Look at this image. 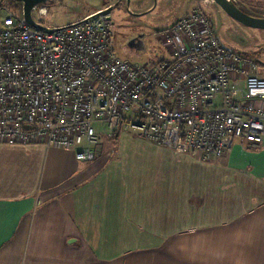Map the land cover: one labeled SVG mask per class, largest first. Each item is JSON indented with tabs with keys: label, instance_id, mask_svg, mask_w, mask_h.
Listing matches in <instances>:
<instances>
[{
	"label": "crops",
	"instance_id": "0c3cea01",
	"mask_svg": "<svg viewBox=\"0 0 264 264\" xmlns=\"http://www.w3.org/2000/svg\"><path fill=\"white\" fill-rule=\"evenodd\" d=\"M0 264H264V148L205 162L123 133L83 163L0 145Z\"/></svg>",
	"mask_w": 264,
	"mask_h": 264
},
{
	"label": "built area",
	"instance_id": "2783aa9c",
	"mask_svg": "<svg viewBox=\"0 0 264 264\" xmlns=\"http://www.w3.org/2000/svg\"><path fill=\"white\" fill-rule=\"evenodd\" d=\"M93 16L40 32L7 10L0 27V145L41 144L72 151L83 163L94 161L104 137L131 131L205 162L225 156L235 142L264 148L258 65L223 48L199 4L162 34L171 59L148 65L118 58L110 22Z\"/></svg>",
	"mask_w": 264,
	"mask_h": 264
},
{
	"label": "rangeland",
	"instance_id": "374dc122",
	"mask_svg": "<svg viewBox=\"0 0 264 264\" xmlns=\"http://www.w3.org/2000/svg\"><path fill=\"white\" fill-rule=\"evenodd\" d=\"M114 3L115 0H110ZM236 3L264 15V0H235ZM4 7L0 9V27L7 10L21 12V4L14 0H0ZM196 4L209 18L214 31L223 46L256 61L259 74L264 79V30L245 27L231 19L214 3H204L199 0H129V11L123 18H116L114 23L113 46L115 54L122 61L131 65H148L158 59L170 60L169 50L162 46L160 31L168 28L175 21L189 13ZM148 6L152 9L146 11ZM39 8H45L47 14L39 15ZM103 8L102 0H47L32 11L35 22L46 28H56L70 25L81 20L87 13ZM141 12L135 16L131 12ZM141 37L144 49L136 51L129 42ZM132 137L137 133L129 132ZM195 158L198 156L195 155ZM186 246L182 242V246Z\"/></svg>",
	"mask_w": 264,
	"mask_h": 264
},
{
	"label": "water",
	"instance_id": "95a60500",
	"mask_svg": "<svg viewBox=\"0 0 264 264\" xmlns=\"http://www.w3.org/2000/svg\"><path fill=\"white\" fill-rule=\"evenodd\" d=\"M21 4V12L23 20L32 28L40 32H50L51 29L44 27L43 25L35 22L32 18V11L35 8L45 3L47 0H14ZM214 4L218 5L231 19L238 22L239 24L252 28L264 30V16H255L246 13L243 8L235 2V0H210ZM107 12H101L103 15ZM98 15H94L93 18H97ZM167 30V29H164ZM163 30V31H164ZM223 48H225L223 46ZM227 49V48H225ZM143 49H138L140 51ZM229 50V49H228Z\"/></svg>",
	"mask_w": 264,
	"mask_h": 264
},
{
	"label": "flooded vegetation",
	"instance_id": "af4514ba",
	"mask_svg": "<svg viewBox=\"0 0 264 264\" xmlns=\"http://www.w3.org/2000/svg\"><path fill=\"white\" fill-rule=\"evenodd\" d=\"M103 1V8H100V9H97L93 12H89L87 13L83 18L87 17V16H91V15H101L99 13L101 12H107L106 14H103V16H105L108 21L110 22L112 28L114 29V23H116L115 21V17L117 18H123L126 14H125V11H129V8H128V2L129 0H115V2L111 3L110 0H102ZM199 1H205V3H213L212 1L210 0H199ZM198 5V4H196ZM195 5V6H196ZM218 6V5H217ZM201 7V6H200ZM219 7V6H218ZM221 9V8H220ZM152 9L148 6L147 8V12L148 11H151ZM222 10V9H221ZM131 12V11H130ZM132 14H134L135 16H142L141 12H131ZM82 18V19H83ZM182 18V17H181ZM180 18V19H181ZM180 19H178L177 21H179ZM80 21V20H78ZM77 21V22H78ZM177 21H175L173 24H171L168 28H166L167 30H162L159 32V34H163L165 33L166 31H168ZM76 23V22H74ZM72 23V24H74ZM212 24V23H211ZM113 36H114V32H113ZM129 46L130 48L134 49V50H138V49H144V46H143V42H142V38L141 37H135L133 38L130 42H129ZM142 51V50H140ZM256 62V61H255Z\"/></svg>",
	"mask_w": 264,
	"mask_h": 264
},
{
	"label": "trees",
	"instance_id": "16d2710c",
	"mask_svg": "<svg viewBox=\"0 0 264 264\" xmlns=\"http://www.w3.org/2000/svg\"><path fill=\"white\" fill-rule=\"evenodd\" d=\"M240 5V4H239ZM241 6V5H240ZM243 8V10L248 13V14H252V15H255V16H264V15H261L259 13H256L255 11L251 10V9H248L244 6H241Z\"/></svg>",
	"mask_w": 264,
	"mask_h": 264
}]
</instances>
